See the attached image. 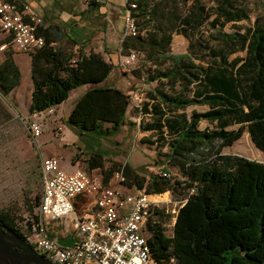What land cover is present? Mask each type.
I'll return each instance as SVG.
<instances>
[{
  "label": "trees",
  "instance_id": "trees-1",
  "mask_svg": "<svg viewBox=\"0 0 264 264\" xmlns=\"http://www.w3.org/2000/svg\"><path fill=\"white\" fill-rule=\"evenodd\" d=\"M189 2L192 8L184 15ZM126 8L132 10L138 35L124 37L122 55L143 54L156 69L147 79L135 76L144 78L146 84L159 83L147 92L142 110L137 108L139 116L151 118L145 124L142 120L141 129L153 131L155 138L149 143L156 144L159 153L167 148L163 173L170 177L162 173L147 178L129 164H117L105 172V181L123 170L129 187L154 195L170 192L185 199L172 236L156 220L163 217L160 209L148 221L151 257L159 264L172 259L177 264H264V163L224 153L245 132L253 151L264 152V16L243 28L238 23L250 21V15L232 0L208 9L201 0H127ZM213 15L208 25L214 29L235 25L231 33L218 32L223 44L207 45L204 57L199 55L200 40L190 42L186 54L172 52L175 34L190 41L191 34ZM45 39V46L31 54L35 85L31 114L59 106L72 90L93 85L78 100L67 123L82 135L96 134L99 139L118 133L131 96L121 89L98 87L110 76L113 64L97 53L65 56ZM194 55L204 60L197 63ZM20 80L19 67L6 54L0 62L1 95L8 97ZM191 106L208 110L189 114ZM204 121L213 127L202 129ZM89 167L103 168L104 156L93 153ZM0 220L24 238L12 214L0 212Z\"/></svg>",
  "mask_w": 264,
  "mask_h": 264
},
{
  "label": "built area",
  "instance_id": "built-area-1",
  "mask_svg": "<svg viewBox=\"0 0 264 264\" xmlns=\"http://www.w3.org/2000/svg\"><path fill=\"white\" fill-rule=\"evenodd\" d=\"M131 8L135 9L136 5L132 4ZM30 10L29 5L17 0H0V31L10 34L16 49L28 55L46 44L45 37L39 34L43 19ZM136 35L132 10L126 8L124 37ZM136 59V53L124 56L122 66L128 69ZM137 108L142 110L141 99ZM54 113L49 109L34 114L28 122L34 141L43 136L46 119ZM53 134L60 138L63 129L57 127ZM163 176L170 177L167 173ZM42 183L38 211L19 222L24 239L38 254L54 264H159L151 257L145 233L153 211L160 209L159 199L163 195L129 187L123 170L105 182L80 169L68 173L61 168L60 160L52 157L42 160ZM77 198L92 200L95 214L87 216L78 212L74 204ZM57 221L66 222V234L57 228ZM71 231L74 235H70ZM68 237L74 238L73 247L59 243ZM169 264L177 262L172 259Z\"/></svg>",
  "mask_w": 264,
  "mask_h": 264
},
{
  "label": "rangeland",
  "instance_id": "rangeland-1",
  "mask_svg": "<svg viewBox=\"0 0 264 264\" xmlns=\"http://www.w3.org/2000/svg\"><path fill=\"white\" fill-rule=\"evenodd\" d=\"M237 8H245L250 15V21H242L238 23L243 28L253 26L256 17L264 16V0H232ZM202 4L208 8H214L221 4H224V0H201ZM192 2H189L183 9L184 15H186L192 8ZM211 12V11H210ZM214 13V12H213ZM215 18L213 15L207 20L198 31H195L191 35L190 41L187 40V44L190 42H196L200 40L203 42L201 46V53L203 57L206 56V47H215L224 43V39L218 33L220 31L231 33L234 31V24L228 23L224 27L220 25L214 29L208 25ZM126 19V17H125ZM222 19L221 22H223ZM103 20L98 19L94 22V27H97L96 35H98V29L103 30ZM237 25V26H238ZM75 31V29H74ZM84 35L87 39H92V35L95 32L86 30ZM182 37L178 34L174 35L172 52L175 54H181L177 48L178 42L176 39ZM84 45H89V42H83ZM185 52V50H184ZM188 52V46L186 53ZM195 56L197 63H200V59ZM239 55L245 56V53ZM207 62V60H206ZM167 66H160L165 69ZM118 73V77L125 76L127 79V92H131V110H137V103L140 100V94L147 96V92L153 90L159 85L158 82L146 84L144 78H148L149 74L156 69V65L151 62H147L143 54L138 53L137 59L130 65L128 69L122 66L121 60L118 66L114 67ZM135 74H140L144 78H139ZM136 77V78H135ZM130 81V82H129ZM129 82V83H128ZM179 89V86H178ZM145 100V99H144ZM143 100V101H144ZM146 102V101H144ZM70 104V103H69ZM68 104V106H69ZM13 116L16 114L12 106H10ZM201 110H207L206 107H201ZM189 114L192 112L191 108H188ZM32 119V118H31ZM30 117L24 120L7 121L0 124V212H9L17 220L22 222L26 217L33 216L38 211V206L43 193L42 183V160L45 155L38 148V142L34 141L31 137V133L28 129V122ZM213 127L206 122L201 125V128ZM234 127L231 129H237ZM63 129V128H62ZM47 131V128L45 132ZM44 132V133H45ZM51 130H48L45 134L49 138L51 136ZM64 134V131H63ZM65 138L62 136L51 138L48 142L50 146H58L59 142L65 140L68 145L67 148L60 147V151H64V161H69V155H71L75 149L80 148L82 153H79L72 159L74 163H80V167L88 168L87 161L90 159V153L92 150L98 151L105 155V169H108L114 162H123L120 165H124L131 158L136 167L139 169L142 176L150 178L152 174L159 175L163 173L165 162L161 161L165 158L164 149L159 153L155 147L142 146L139 142V133L136 128H129L124 130L122 134L117 137V140H111L109 137H102L101 139L94 138L91 140L81 137L79 134L75 135L73 132L66 131ZM248 132H245L243 137L238 140L233 146L227 147L224 151L229 155H240L251 160H256L264 163V152L260 151L256 147V152L250 147V141L248 138ZM64 138V139H63ZM115 138V137H114ZM251 140V138H250ZM252 142V141H251ZM255 146V145H254ZM78 150V149H77ZM237 152L238 154L234 153ZM157 156V158H154ZM117 158V161H115ZM160 203V210L163 212V217L156 218L162 223L165 228V232L168 236L173 235L174 225L178 210L183 206L185 199L173 195L170 192L163 194ZM70 235H74L71 231ZM146 238L149 237L148 231L145 233Z\"/></svg>",
  "mask_w": 264,
  "mask_h": 264
},
{
  "label": "crops",
  "instance_id": "crops-1",
  "mask_svg": "<svg viewBox=\"0 0 264 264\" xmlns=\"http://www.w3.org/2000/svg\"><path fill=\"white\" fill-rule=\"evenodd\" d=\"M17 1L29 5L31 8L30 12L40 16L43 19V26L41 27L42 35L44 37L46 36V38L51 42V45L61 51L65 56H74L75 58V56H77L81 51L86 54L97 53L101 54L107 62L112 63L114 67H117L120 60H122L124 57L122 55V42L124 39L125 29L126 0ZM98 19H102L104 25L103 30L98 29V35H96L97 27H94V22ZM91 29L95 33L92 35V39H87V37L84 35L89 36V33L86 34L84 32ZM176 40L179 44L177 45V48L182 51L181 54H186L188 46L187 39L182 36L178 37ZM83 42H89V45H84ZM6 54H11L14 58L21 72V80L19 85L9 94L8 97H4L0 93V124L7 121H16L18 119L24 120L28 117L31 119L35 116L31 114V105L35 90L32 75V57L31 55L19 52L12 41V36L8 33L1 32L0 62L5 60ZM123 75L124 74H122V77H118V73L114 68L108 79L102 84L98 85V87L121 89L126 94L130 95L131 92H127L126 89V86L128 85L127 79H125V76ZM91 88H93V85H84L74 89L71 91L69 98L64 103L51 108L55 113L51 116V118L46 119L45 122L47 131H52L51 136L48 138L45 134L47 132L46 131L38 141V148L43 153V155H45V158H58L60 160L61 168L68 173H73L74 171L80 169L86 171L92 177L100 178L105 181V172L115 165L117 166V164H121L123 162L122 160H119L121 163L114 162L111 167L105 169V155L102 153L104 156L103 168L97 167L90 169V159L87 161L88 168H82L80 167V163L72 162V159L75 156H77L79 153H82L80 148H77L78 150L75 149L74 152L69 155V161H64V151H60L59 148H67L68 143L63 140V142H59L57 147L55 145L52 147L50 144H48L49 140L54 137L53 131L57 127L63 128L64 134L62 136L64 138L66 131L73 132L75 135L79 134L81 137L88 140L99 137L96 134L82 135L77 128L72 127L67 123V119L78 100ZM139 96L142 102L144 99V101H148L144 94H140L137 97ZM10 106H12L15 110L16 114L14 116L11 113ZM131 107L133 106L130 103L125 122L121 126L120 131L115 135L107 137H109L111 140H117V137H119L124 130L136 128L140 136L139 143L142 144V146H147L148 148H155L156 144L153 145L149 143V139L152 138L151 136L154 134L153 131H143L141 129L142 120H144L145 124V122L151 120L150 115L139 116L137 110L133 111L131 110ZM201 107L208 108L207 106H191L190 108L192 111H206L201 110ZM204 122H202L201 125ZM105 128H111V124H105ZM167 151V148H165L164 153L166 154ZM96 152L98 151L92 150L90 153V158L92 157L93 153L95 154ZM224 153L226 154L225 151ZM234 153L238 154L237 152ZM154 158H157V156H154ZM165 159L166 158H163L161 161L166 163ZM115 161H117V158H115ZM126 164H129L138 173H140L139 169L136 167L134 161L131 158H129L128 162H126L124 165ZM127 192L129 191L127 190ZM93 203L94 202L92 200H84L82 198H77L74 201L78 212L87 216H92L96 212V208L94 207ZM55 225L59 230L65 232V221H57Z\"/></svg>",
  "mask_w": 264,
  "mask_h": 264
},
{
  "label": "water",
  "instance_id": "water-1",
  "mask_svg": "<svg viewBox=\"0 0 264 264\" xmlns=\"http://www.w3.org/2000/svg\"><path fill=\"white\" fill-rule=\"evenodd\" d=\"M65 247H73V237L60 239ZM0 264H54L26 242L24 238L0 223Z\"/></svg>",
  "mask_w": 264,
  "mask_h": 264
},
{
  "label": "flooded vegetation",
  "instance_id": "flooded-vegetation-1",
  "mask_svg": "<svg viewBox=\"0 0 264 264\" xmlns=\"http://www.w3.org/2000/svg\"><path fill=\"white\" fill-rule=\"evenodd\" d=\"M0 223H1L2 225H4V226L8 227L9 229L13 230V229L10 228L7 224H5L3 221L0 220ZM13 231H14V230H13ZM14 232L17 234V236L23 238V237H22L21 235H19L16 231H14Z\"/></svg>",
  "mask_w": 264,
  "mask_h": 264
}]
</instances>
